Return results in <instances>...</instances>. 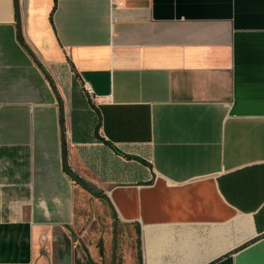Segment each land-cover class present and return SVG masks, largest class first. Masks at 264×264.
Returning <instances> with one entry per match:
<instances>
[{
  "label": "crops",
  "instance_id": "obj_1",
  "mask_svg": "<svg viewBox=\"0 0 264 264\" xmlns=\"http://www.w3.org/2000/svg\"><path fill=\"white\" fill-rule=\"evenodd\" d=\"M110 208L114 264H264V0H0V264H111Z\"/></svg>",
  "mask_w": 264,
  "mask_h": 264
},
{
  "label": "water",
  "instance_id": "obj_2",
  "mask_svg": "<svg viewBox=\"0 0 264 264\" xmlns=\"http://www.w3.org/2000/svg\"><path fill=\"white\" fill-rule=\"evenodd\" d=\"M15 6H16V2H15ZM16 27H17V38L18 41L21 45H23L22 39H21V32H20V26H19V18H18V14L16 13ZM31 59L34 61V63L38 66V68L42 71L43 75L46 77L47 83L49 85V87L51 88L52 92L55 94V97L58 101V104L60 105V101L59 98L56 94L55 91V87L52 83V80L50 79V77L47 75V73L45 72V70L42 68V66L37 62V60L35 59V57L30 53V51H28ZM60 132H62V111L60 110ZM62 156L64 158V150H62ZM63 167H64V171L65 173L77 184H79L85 191H87L90 195L97 197V198H102L104 200L107 201V198L105 195L103 194H99V193H94L89 187L85 186L84 184H82L81 182H79L67 169L65 162L63 163ZM111 209V215H112V219H111V232H112V246H111V264H114V260H115V249H116V219H115V213L113 212L112 208Z\"/></svg>",
  "mask_w": 264,
  "mask_h": 264
},
{
  "label": "built area",
  "instance_id": "obj_3",
  "mask_svg": "<svg viewBox=\"0 0 264 264\" xmlns=\"http://www.w3.org/2000/svg\"><path fill=\"white\" fill-rule=\"evenodd\" d=\"M82 88H83L84 92L88 96H91L92 95V91H91L90 87L86 83H82Z\"/></svg>",
  "mask_w": 264,
  "mask_h": 264
},
{
  "label": "trees",
  "instance_id": "obj_4",
  "mask_svg": "<svg viewBox=\"0 0 264 264\" xmlns=\"http://www.w3.org/2000/svg\"><path fill=\"white\" fill-rule=\"evenodd\" d=\"M73 175V174H72ZM79 182H81L82 184H84L85 186H87L80 178H78L76 175H73ZM88 187V186H87ZM93 191V190H92ZM94 193H96L95 191H93Z\"/></svg>",
  "mask_w": 264,
  "mask_h": 264
}]
</instances>
